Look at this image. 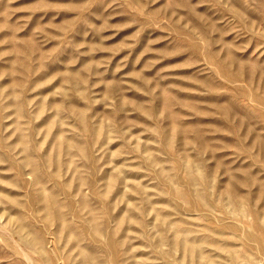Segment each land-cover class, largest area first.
<instances>
[{"label":"rangeland","instance_id":"374dc122","mask_svg":"<svg viewBox=\"0 0 264 264\" xmlns=\"http://www.w3.org/2000/svg\"><path fill=\"white\" fill-rule=\"evenodd\" d=\"M0 264H264V0H0Z\"/></svg>","mask_w":264,"mask_h":264},{"label":"bare ground","instance_id":"6f19581e","mask_svg":"<svg viewBox=\"0 0 264 264\" xmlns=\"http://www.w3.org/2000/svg\"><path fill=\"white\" fill-rule=\"evenodd\" d=\"M22 247V246H21ZM23 249V248H22ZM24 252H26V251H24ZM27 253V252H26ZM29 260H31V257H30V259Z\"/></svg>","mask_w":264,"mask_h":264}]
</instances>
